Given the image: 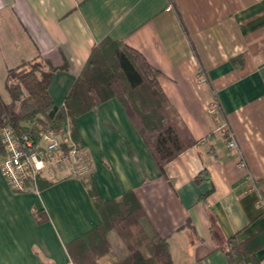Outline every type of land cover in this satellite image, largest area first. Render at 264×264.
Instances as JSON below:
<instances>
[{"label": "crops", "instance_id": "0c3cea01", "mask_svg": "<svg viewBox=\"0 0 264 264\" xmlns=\"http://www.w3.org/2000/svg\"><path fill=\"white\" fill-rule=\"evenodd\" d=\"M105 38L160 72L196 144L164 176L117 99L100 104L76 118L99 198L132 192L145 231L166 239L173 264H231L217 248L231 236L264 264V0H0L3 87L9 69L38 56L59 69L48 93L60 108ZM203 170L208 180L196 181ZM41 178L53 183L14 192L0 173V264H72L67 245L101 222L81 175ZM111 237L97 264L118 260L122 243Z\"/></svg>", "mask_w": 264, "mask_h": 264}, {"label": "trees", "instance_id": "16d2710c", "mask_svg": "<svg viewBox=\"0 0 264 264\" xmlns=\"http://www.w3.org/2000/svg\"><path fill=\"white\" fill-rule=\"evenodd\" d=\"M58 71L38 56L9 69L5 89L10 101L5 104L0 98V127L8 124L23 133L29 126L46 121L56 134L62 135L66 124L69 143L60 145L62 155L67 157L73 146L83 154L88 174L82 175L81 180L101 222L67 245L72 264H97L112 249V235L122 243L119 258L113 264H173L166 239L145 231L141 223L144 213L132 192L106 202L99 198L76 125L79 116L110 99H117L165 176L168 164L196 142L161 91L157 81L160 72L137 51L120 41L105 38L91 50L63 106L57 108L49 96L48 84ZM204 180H208L205 170L196 177V181ZM52 183L38 178L37 188ZM33 215L38 223L43 222V212L34 209ZM210 229L213 236H219L213 218ZM217 248L231 264H259L254 251L246 243H238L235 236L224 239Z\"/></svg>", "mask_w": 264, "mask_h": 264}, {"label": "built area", "instance_id": "2783aa9c", "mask_svg": "<svg viewBox=\"0 0 264 264\" xmlns=\"http://www.w3.org/2000/svg\"><path fill=\"white\" fill-rule=\"evenodd\" d=\"M29 128L28 131L19 133L8 124L0 127V146L3 153L0 173L12 191L25 192L30 189L36 192L37 179L50 166L64 163L66 159L77 164L76 168L80 173L76 175L83 174L79 165L81 158L78 148L73 146L67 157L60 150L62 143H69L66 124L63 126L62 135L56 134L46 121L33 124ZM226 145L228 149L238 153V166L245 168V162L232 135H229Z\"/></svg>", "mask_w": 264, "mask_h": 264}, {"label": "rangeland", "instance_id": "374dc122", "mask_svg": "<svg viewBox=\"0 0 264 264\" xmlns=\"http://www.w3.org/2000/svg\"><path fill=\"white\" fill-rule=\"evenodd\" d=\"M3 79H0V95L5 103L9 102V96L6 92L5 88L3 87ZM1 147V146H0ZM83 154H80L81 160L79 161V165L82 167V175H87L88 170L86 167V163L82 160ZM77 164L72 163L70 160L66 159L64 163H58L54 166H50V168L47 170L48 174L50 175V179H57L58 177L68 175V174H79L77 170ZM81 175V176H82ZM80 176V175H79ZM118 243V242H117ZM113 245L115 243L113 242Z\"/></svg>", "mask_w": 264, "mask_h": 264}]
</instances>
